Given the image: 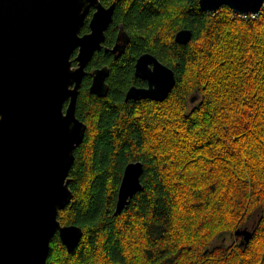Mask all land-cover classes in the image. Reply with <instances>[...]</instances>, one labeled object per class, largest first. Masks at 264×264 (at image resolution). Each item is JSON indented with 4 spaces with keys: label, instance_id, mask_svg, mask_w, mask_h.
<instances>
[{
    "label": "trees",
    "instance_id": "trees-1",
    "mask_svg": "<svg viewBox=\"0 0 264 264\" xmlns=\"http://www.w3.org/2000/svg\"><path fill=\"white\" fill-rule=\"evenodd\" d=\"M101 1L115 10L80 87L87 129L69 173L73 200L59 212L84 234L69 251L57 232L46 264H264V7L245 16L204 11L200 0ZM182 29L188 43L176 41ZM118 31L129 42L116 58ZM147 52L176 84L165 100L126 99L131 84L145 85L135 63ZM104 65L110 90L100 97L91 72ZM136 161L142 188L117 213ZM245 227L254 235L243 244L235 232Z\"/></svg>",
    "mask_w": 264,
    "mask_h": 264
},
{
    "label": "water",
    "instance_id": "water-1",
    "mask_svg": "<svg viewBox=\"0 0 264 264\" xmlns=\"http://www.w3.org/2000/svg\"><path fill=\"white\" fill-rule=\"evenodd\" d=\"M199 3L204 11L228 5L245 16L264 7V0ZM91 9L90 31L81 34ZM114 10L115 2L106 6L101 0H0V264H46L57 232L69 251L83 237L82 227L62 224L59 212L73 200L69 173L87 129L76 114L80 87ZM192 35L182 29L175 38L188 43ZM120 38L124 43L111 48L116 58L129 42L123 31ZM109 74L108 65L95 68L90 91L107 96ZM135 74L148 86L132 85L126 99L164 100L176 84L175 71L148 52L137 59ZM143 171L141 161L127 165L117 213L141 190ZM235 233L243 244L254 235L248 227Z\"/></svg>",
    "mask_w": 264,
    "mask_h": 264
},
{
    "label": "flooded vegetation",
    "instance_id": "flooded-vegetation-1",
    "mask_svg": "<svg viewBox=\"0 0 264 264\" xmlns=\"http://www.w3.org/2000/svg\"><path fill=\"white\" fill-rule=\"evenodd\" d=\"M93 12H94V10H93ZM89 31H90V29H89ZM89 31H86V32H84V33H87V32H89ZM84 33H81V34H84ZM118 37H119V31H118V35L116 36V40H115V42H114V44L110 47V48H112V47H114L116 44H118V43H120V44H123L124 43V40L122 39V38H120V39H118ZM106 41V40H105ZM103 47L105 48V47H107V45H105V42L103 43ZM114 54V53H113ZM115 55V54H114ZM136 64V63H135ZM144 80V79H143ZM108 81V80H107ZM145 81V85H142V86H138V87H147L148 86V81L147 80H144ZM109 83V82H108ZM132 85H134V84H131L128 88H127V90H126V92H125V96H126V93H127V91H128V89L132 86ZM137 86V85H136ZM241 240H242V237H239V241L241 242Z\"/></svg>",
    "mask_w": 264,
    "mask_h": 264
},
{
    "label": "bare ground",
    "instance_id": "bare-ground-1",
    "mask_svg": "<svg viewBox=\"0 0 264 264\" xmlns=\"http://www.w3.org/2000/svg\"><path fill=\"white\" fill-rule=\"evenodd\" d=\"M105 40H106V39H105ZM102 47H103V46H102ZM112 48H113V47H112ZM112 53H113V52H112ZM115 56H116V55H115ZM104 66H105V65H104ZM102 67H103V66H102ZM97 68H99V67H97ZM109 68H110V67H109ZM93 70H94V69H93ZM107 79H108V78H107ZM107 82H108V81H107ZM109 85H110V84H109ZM166 98H167V97H166ZM166 98H165V99H166ZM165 99H164V100H165Z\"/></svg>",
    "mask_w": 264,
    "mask_h": 264
},
{
    "label": "rangeland",
    "instance_id": "rangeland-1",
    "mask_svg": "<svg viewBox=\"0 0 264 264\" xmlns=\"http://www.w3.org/2000/svg\"><path fill=\"white\" fill-rule=\"evenodd\" d=\"M74 53H77L76 51ZM74 55V54H73Z\"/></svg>",
    "mask_w": 264,
    "mask_h": 264
}]
</instances>
